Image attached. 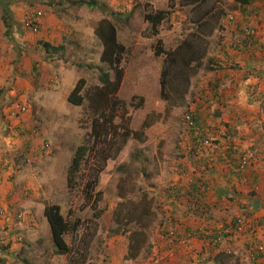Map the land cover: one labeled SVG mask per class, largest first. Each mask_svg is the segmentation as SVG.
<instances>
[{"label": "rangeland", "instance_id": "374dc122", "mask_svg": "<svg viewBox=\"0 0 264 264\" xmlns=\"http://www.w3.org/2000/svg\"><path fill=\"white\" fill-rule=\"evenodd\" d=\"M52 1V5H46L38 0H2L8 5L7 9L12 5L17 6L18 3L21 4V7L23 6L20 17L18 20H14L16 30L14 26L12 27L16 38L14 42L9 41L6 46L10 50L12 49L8 55L9 64L15 63L17 68L19 67L22 62H17V58L22 59L21 56L27 50L19 43L27 41H30V49L34 53L32 56L36 58V61L29 62L26 67L20 65L21 69L17 70L20 76L19 81L15 82L10 68L7 69L10 74L6 78L5 75L0 78V142L2 143L0 148L1 153H6L8 158L3 167H0L2 169L0 171V191L4 193L12 188L26 197L18 196L20 199L17 203H22L24 200L32 201L30 205L21 206V210L18 211L13 212L7 208V212L3 215L7 218H10L8 216L10 212L12 215H16L18 212L22 213V217L26 214L29 215L28 210L33 209L32 205L57 204L60 206L62 215L76 227L65 235V242L70 247V252L59 256L56 255L51 235L49 239L41 226H30L29 230L32 227L33 230L38 228L36 238H39L40 241L37 246L27 248L26 251L30 252H26L23 250L26 240L23 233L20 232L18 221H14V230L11 232L7 222L3 221V217L0 220V258L2 259L0 264L7 262L25 264L22 261L24 254L30 260L27 264H107L104 260L107 259V253L110 250L109 234L113 233L116 225L119 226L117 238L128 241V253H131L129 256L131 255V258L138 257V260L128 261L130 264H167L169 261H175L177 258H173L174 255L170 249L176 245L174 242H167L172 238L171 236L165 237V235L161 237L163 245L165 246L166 242L167 248L170 249H162V252L154 250L148 258L145 257L150 254L156 235L162 233L161 224L158 226L157 223L167 218V215L161 216L154 210L155 204L151 200L154 198L151 196L153 191L148 190L149 184L158 179L160 175L173 174L175 171V165L169 158L173 154L169 143H167L168 140L173 143V146L178 147L174 153L177 157H182L179 150L180 144H183V147L188 145L187 154L191 151L189 142L191 145L193 144L192 136L187 131L183 118L188 111L194 112L192 105L189 106L192 97L195 99L199 92L207 90V87H202V83L208 79L209 57L213 56L212 50L219 41L229 37L221 31L236 26L235 15L237 11L241 10L239 9L240 5L236 4L231 7L230 2L235 0H200L197 4L189 3L190 0H116L113 4L110 3V0H97L103 8L90 9L86 5L69 6L68 0ZM62 2L64 3L62 4ZM117 3L124 6L120 8L121 12L129 17L126 20L120 19L123 23V32L119 33V38L121 39L120 43L124 44L125 54L122 60L124 74L117 93L119 98L127 101L136 96L135 103L139 102L140 97H143L144 103L139 108L128 109L130 127L135 131V136L129 137L122 148L107 159L105 165L98 172L96 170L98 160L88 156L81 167L82 186L79 189L69 190L66 182L67 167L75 147L83 141L90 130V115H88L89 112H86L84 105L78 107L68 104L63 93L73 88V79L76 82L79 78H84L88 85L95 84V72L85 67H78L77 64L92 63L96 65L97 63L89 59L86 60L87 53H76L74 58L70 57L68 49L57 51L48 56L42 46L41 49L34 47L35 44L39 45L38 33L24 30L30 33L29 40H26L24 37L17 36L16 31L20 29L19 25H22L21 21L26 12L38 8L44 9L45 14L47 11V15L60 19L61 28L72 31L65 45L77 41L73 44L79 42L80 47L82 45L88 48L91 43L90 38L87 37V32L91 30L89 24L92 22L99 26L105 20V15L108 16L106 10L118 13ZM253 3L252 14L259 7L258 2L253 1ZM159 10L167 11V16L157 26V35L150 36L152 28L144 19V14L147 11L156 12ZM1 13L3 10L0 7ZM71 14L83 19L73 22ZM240 14L241 12H238L237 16L240 17ZM261 22L263 20L256 21V25H260ZM242 25L245 26V24ZM124 27L126 28L124 29ZM251 27L261 38L260 41H264V35H261L258 26L251 25ZM231 29L228 32H231ZM157 38L161 40L165 50H174L181 40L188 39L199 51L196 56L200 59L197 62H192L183 74V77L187 78V82L175 78L173 73L168 75L166 92L170 99L167 101L160 96L163 56H156L153 52V45ZM39 43L42 45L41 42ZM261 45L263 46L264 43ZM262 46L258 50L260 59L264 57ZM78 54L81 55L78 56ZM82 54H84L83 57H81ZM10 55H13L12 58ZM50 55L55 57L57 62H50L43 67V60H47ZM72 62L76 65L75 73L69 72L72 70ZM60 63L66 73L62 77L59 69ZM15 70L16 67H13V72ZM4 71V68L0 69V74ZM110 73L113 76V73ZM71 74L73 75L71 76ZM155 76L158 79V86L153 83ZM135 88H138V91ZM156 93H158L160 102L165 104V108L154 104ZM256 105L257 108L253 107L254 109L264 111L262 109L264 101L254 104V106ZM20 106H24L25 110H20ZM209 114L210 112L205 116L206 123H203V128L207 129L214 137V142L218 143L216 129L220 130L226 123L232 125L233 123L224 115H219V117L214 115L212 119ZM246 120L250 130L257 131L260 125L264 127V116L257 110L252 111V115L247 116ZM144 122H146L145 126ZM239 134L237 130L236 135L240 139ZM44 142H47L48 147L44 146ZM119 142V138L116 139V146ZM22 148L26 149L25 154L18 157L17 155L20 153L18 151ZM137 149L142 150V161L135 159V155L138 154ZM192 153L193 157L199 161L195 157H199L196 150L195 153ZM175 163L177 164L178 161ZM212 164L209 163L207 166H214ZM90 181L94 185L89 191L88 198L82 188L84 185L86 187ZM164 183L168 184L167 181ZM140 187H144L145 190L143 191ZM167 187L169 188V185ZM65 193L66 195H64ZM35 194L41 195L39 199H34ZM139 202L141 203L139 204ZM142 203L143 207H148L146 208L148 212L142 220L144 226L138 228L140 233L136 237L134 231L139 226L136 223V209H139ZM38 210L39 208H36V211ZM137 212L139 213V211ZM241 216L245 219L244 215ZM14 219L16 220V218ZM245 220H248L247 227H245V221V228L239 229L241 230L239 234L251 230L249 233L255 235L257 226L252 225V221H250L252 219L246 218ZM249 227L250 229L247 230ZM157 228L159 233L156 232ZM27 234L30 238L34 236V233ZM42 240H45L46 245L43 243L41 244L43 248H40ZM242 251L244 250L235 255L239 259L241 257L242 261L233 258L228 262L247 264L245 252Z\"/></svg>", "mask_w": 264, "mask_h": 264}, {"label": "crops", "instance_id": "0c3cea01", "mask_svg": "<svg viewBox=\"0 0 264 264\" xmlns=\"http://www.w3.org/2000/svg\"><path fill=\"white\" fill-rule=\"evenodd\" d=\"M253 1L258 2L259 4V7H257V11H255L254 14H252L251 11L252 4H254ZM113 2H116V0H110L111 4H113ZM230 4L231 7L236 6V4H238V6L240 5L239 9L241 10L237 11L235 15L236 26L221 31L224 35H229V37L219 41L216 47L212 50L213 56L209 57V60H211L212 63L211 65H213V63L221 64L215 68L213 66L214 69L208 68V79H203L204 83H202V87H207V90H205L206 92L212 89L211 87L213 85H218L219 90L212 89V92H217L216 102L209 106H205L202 102L203 92H199L195 99L192 97V102L189 103V106L192 105L194 112L201 117L200 121H203L204 124L206 123L205 116L210 112L209 115L212 119L214 118V115L218 117L219 115H224L230 119L233 125L226 123L223 128H220V130L216 129V132H218L216 137L221 149L216 150L215 155L218 157V160L213 162L212 165L214 166L212 167L205 165L202 157L195 156L199 161L193 157L194 154L192 153L193 150L190 142L189 148L191 151H189L188 154V145L183 147V144L179 143V150L182 157L175 156L174 153L178 150V147L173 146V143L168 140L167 143H169L170 150L173 154V156H170L169 158L171 163L175 165V171L173 174L158 175L159 177L156 179L157 181H152V185L149 184L150 187L148 188V190L153 191L151 192V196L154 198L151 200L155 204L154 210L161 214V216L167 215V218L162 219L157 223L158 226L161 224L160 228L162 229V233H159L158 228L156 229V232L159 233V235H156V238L153 241L154 245L152 250L149 252L150 254L145 255L146 258H148L154 250L162 252V249H170L167 248L168 245H166L165 241V246L163 245L161 237L162 235H165V237L171 236L173 239V241L170 239L167 242H174L176 245L175 247H172L170 251L172 250V254L174 255L173 258H177V260L169 261L167 264H215L213 257L220 251H227V253L232 254V258H230L232 261L233 258L239 259V257H235V255L241 252V250H244L242 252H245L244 254L246 257L245 259H247V264H264V253L258 256L255 261L250 258V248H252V243L257 241L264 244V127L260 125L257 131L250 130L247 125L248 121L246 120L247 116H251L252 111L256 110L264 116V111L261 112L258 111L259 109H254L257 108V105L254 106V104L264 101V57L260 59L258 51L261 49V44H263L264 41L243 49H239L238 45L239 40L243 39L242 34H239L241 26H244L242 24H245V26H258V29L262 33L261 35H264V0H252L249 4L242 3L241 0H235L231 1ZM20 5L21 4L18 3L17 6H9V10L7 9L8 5L0 0V7L3 10V13L0 14V69L4 68L5 70L0 74V78L4 75L6 78L10 73H13L15 82L20 80V76L18 75L19 71H17L21 69L20 65L22 64V67H26L29 62L36 61V58L32 56L34 53L31 52L30 41H27L26 43L23 41L24 43H19V45L27 50H25L24 54L21 56L22 59L17 58V62H22L18 67L19 69L17 68V64H9L8 62V55L12 49L10 50V48L6 46L9 41L14 42V39L16 38L15 33L12 31V27L14 26V29L16 30L14 20H18L20 13L23 11V6L21 7ZM19 6L22 10L21 8L20 10L18 9ZM117 6L119 14L115 11L114 13L106 10L108 16L105 15L104 18L113 23L116 29L117 39L120 41L119 33L123 32V23L120 19L124 18L126 20L129 17L124 12H121L120 8L124 7L121 3H117ZM238 12H241L240 17L237 16ZM47 14L46 11L45 16L41 19L40 31L38 33L39 45V42H45L57 46V51L68 49L67 51H70L71 54L70 57L73 58L76 53H87L88 57L86 60L89 59L95 61L97 63L96 65L106 68V65L100 61L103 44L97 33V23L95 24L91 22V24H89L91 30L90 32H87V37L90 38L91 43L88 45V48L83 47L82 45L80 47L79 42L73 44V42L77 41L65 45V42L66 40H69L68 37L72 31L61 28L62 22L60 19ZM70 17L73 22L78 19H83L75 14H71ZM262 20L263 22H261L260 25H256V21ZM253 22L255 23L252 24ZM19 27L20 29H17L16 31L17 36L29 40L30 33L24 31L26 29L22 25H19ZM125 28L126 27H124V29ZM229 29L232 31L228 32ZM63 36H65V38H63ZM260 39L261 38H259V40ZM39 45L35 44L34 47L41 49L42 45ZM263 48L264 45L262 46V49ZM45 54L49 56V54L52 53L47 52ZM80 55L81 54H78V56ZM12 56L13 55H10L11 58ZM83 56L84 54H82L81 57ZM15 61L16 59L14 62ZM43 61L42 66L44 67L50 62L56 63L57 59L50 55L47 60ZM72 64V70L69 71L71 73L75 71L74 68L76 67L74 62H72ZM13 67H16L14 72ZM8 68H10V73H8ZM59 69L61 70V77L64 76L66 73L63 70L62 63H60ZM45 70H47V68H45ZM72 75L73 74H71V76ZM110 78L113 79L111 73ZM153 83L158 86V79L156 76L154 77ZM74 84L75 80L73 79L72 86H74ZM224 87L227 88L224 89ZM71 89L72 88L63 93L65 101H67V96ZM135 89L138 91V88ZM60 92L61 90L59 93ZM212 92H208V94L212 95ZM157 95L158 93L155 95L154 104L165 108V104L160 102ZM67 103L70 104L68 101ZM201 103L204 105L201 106ZM262 109L264 108L262 107ZM237 130L240 133V139L236 135ZM0 144L2 143L0 142ZM229 144L235 147L233 152L234 155L236 153L237 155L241 154L243 156L244 154H247L249 156V164L247 167L242 168L240 175L237 173L235 174L236 169L234 165H230L229 162L223 160L220 155L223 148ZM25 151L26 149L22 148L18 151L20 153L17 156H23ZM1 152L0 148V167H3V164H5V161H8V158L6 157V153ZM136 152L138 154L135 155V159L142 161V150L137 149ZM176 161H178L177 164L175 163ZM202 164L204 166H202ZM192 165H194V167H192ZM1 170L2 169L0 168V171ZM166 181L168 182L167 185H169V188L164 183ZM140 188L143 191L145 190L144 187ZM19 193L20 192L13 190L12 188L10 191L8 190L4 193L0 191V198L5 209L4 213L0 214V216H2L0 217V220L4 217L3 221L7 222L11 232L14 230V221H18V226L21 229L20 232L23 233L24 239L26 240L23 247V250L26 251L27 248L37 246L40 241L39 238H36V231L38 228H34L33 230V227L41 226L49 239L51 234L48 221L44 215L45 206L32 205L33 209H27L29 215L26 214V216L24 215V217H22L21 213L20 218L12 215L10 211L8 215L10 218L3 216L7 212V208L14 212L21 210V206L25 207L26 204L30 205V202H32L31 200H24L22 203H17L20 199L19 197L26 198L23 197L22 193H20V196ZM64 195H66V193ZM39 196L41 195L35 194L34 199H39ZM3 201H5V203H3ZM36 208H39V210L36 211ZM239 215H244L245 217L252 219L250 221H258V224L256 225L257 233H255V235L249 233L251 230L244 233L241 232V235L239 234V231H234L232 235H229L222 240L218 246H213L206 239L197 237L193 231L199 227H208L209 229L216 228L217 231L221 230L223 226H226L225 223L232 226L233 224L231 222H233V219ZM14 218H16V220ZM30 226H33L31 230H29ZM111 226L112 224L110 227ZM118 229L119 226L116 225L113 233L109 234V239L111 241H108V245L110 250H108V257L104 262L107 264H130L129 262H131V260H138V257L126 258L128 255V241H126V239L123 240L117 238V235H119ZM249 229L250 227L247 230ZM227 230H229L228 227L226 230L223 228L224 232H227ZM27 233H34V236L30 238ZM226 234H228V232ZM44 241L45 240L41 241L40 248H43V245L41 244H43ZM44 245H46V243H44ZM11 249L13 250L12 246ZM65 254L66 253H56V255L59 256ZM117 260H120V262H117ZM239 260L242 261L241 257ZM22 261L25 264L30 262L29 257L25 256V254L22 257ZM227 264H241V262H227Z\"/></svg>", "mask_w": 264, "mask_h": 264}, {"label": "trees", "instance_id": "16d2710c", "mask_svg": "<svg viewBox=\"0 0 264 264\" xmlns=\"http://www.w3.org/2000/svg\"><path fill=\"white\" fill-rule=\"evenodd\" d=\"M38 1L46 5L53 4L52 0ZM241 1L242 3L249 4L252 0ZM67 2L68 5H86L90 9L94 7L103 8V6L100 5L97 0H68ZM198 2H200V0H190L189 3L197 4ZM167 13V11L159 10L156 12L147 11L144 14V19L150 24L152 28V33H149L150 36L157 35V26L163 19L166 18ZM252 29L255 30L253 27H251V25L240 28L241 31L239 34H242L243 39L239 40L238 42L239 49L261 43L258 35L254 33V31L253 34H250V30ZM97 33L103 44L100 61L106 65V68L92 63L77 64L78 67H85L87 69L93 70L96 74L95 82L97 83L94 82L95 84L88 85L84 78H79L67 96V101L70 104L78 107L84 105L86 112H89L88 115H90V130L83 138V141L75 147L71 161L67 167L66 182L69 190L79 189L82 186L83 178L81 175V167L87 160L88 156L98 160L96 169L98 172L100 168L105 165L107 159H109L122 148L123 144L129 137L135 136V131L130 127L128 109L139 108L144 103L143 97H140L139 102L135 103L134 100L136 96L131 97L129 101L121 99L118 96L117 92L124 74L122 60L124 59L125 47L117 39L116 29L113 23L109 20H103L97 28ZM42 46L47 52L55 53L58 50L57 46L50 45L49 43L43 42ZM153 52L156 56H163L160 77V96L162 99L167 101L170 99L169 94L166 92L168 75L173 73L175 78H180L187 82V78L183 77V74L189 68L192 62H197L200 59L196 56L199 51L195 49L193 42L188 39L181 40L180 44L174 50H165L162 46L161 40L157 38L155 40V44L153 45ZM211 64V60H209L208 68L214 69L215 67L220 66L221 63H213V65ZM110 72L113 73V79L110 78ZM211 88L214 90H219L217 84L213 85ZM212 89L202 93V102L205 104V106H209L216 102L217 92H212ZM208 92H212V95H209ZM178 93L180 94V91H178ZM204 104L201 103V106ZM188 113H190V111H188ZM192 113L197 118V120H201V117L197 115V113ZM145 124L146 122H144V126ZM201 126H204L203 121L201 122ZM118 138L120 142L116 146V139ZM192 141V150L194 152L196 146L195 139L192 138ZM225 151L222 150L221 153ZM233 152L226 153V160L230 165L236 166L235 174L237 173L240 175L242 172V168H240V160L242 155H237L236 153L234 155ZM202 160L205 165H208L207 157L205 155H202ZM86 185V187L84 185L82 191L84 192L85 196H88L89 198V191L92 189L94 183L90 181ZM140 203L141 202H139V204ZM142 205L143 203L140 205L139 209H136V223L139 225L134 231L136 237L140 233L138 228L144 226L142 220L145 218L146 213L148 212V209H146L148 207H143ZM134 210H132V212H135ZM137 211H139V213ZM69 212L70 209L68 213ZM44 215L49 224L51 240L56 253H69L70 247L65 242V235L75 229V224H72L66 217L62 215L60 206L57 204H46L44 207ZM246 218L247 217H245V219ZM247 221L248 220H246V222ZM231 223L233 224L232 226L228 225V223H225L226 226H223L225 230L228 227V234H226L227 232L223 231V228L217 231L216 228L209 229L208 227H199L193 231L197 237L206 239L213 246H218L222 240H224L229 235H232L234 231H241L238 229L239 226L237 217L234 218L233 222ZM257 224L258 221H252V225ZM262 253H264V244L254 241V243H252V248H250V258L255 261L256 258ZM129 254L131 253H128L126 258L131 256H129ZM231 256L232 254L227 253V251H220L215 254L213 260L215 264H227L230 258H232ZM1 262L2 259L0 258V263Z\"/></svg>", "mask_w": 264, "mask_h": 264}, {"label": "built area", "instance_id": "2783aa9c", "mask_svg": "<svg viewBox=\"0 0 264 264\" xmlns=\"http://www.w3.org/2000/svg\"><path fill=\"white\" fill-rule=\"evenodd\" d=\"M44 15H45V12L43 11V9L30 10L22 18V26L26 30L30 31L31 33H38L40 30L41 19ZM253 31L254 33H256L255 30L252 29L250 30V34H253ZM20 110L24 111L25 107L20 106ZM183 120H184V124L186 128L189 131V134L192 136L193 139H195L196 146L194 149V153L196 150L199 157H202V155H205L207 157L208 164L213 163L214 161L218 160V157L215 154H216V150L221 149V147H219L218 143L214 142L215 141L214 137L207 131V129H204L203 126H201L200 121L197 120L194 114L192 112L190 113L187 112ZM44 146L48 147L47 142H44ZM234 150H235V147L233 145L231 144L226 145L223 148V151L225 152L220 153L222 159L227 161L226 153H232ZM247 164H248V155H243L240 160V168L246 167ZM234 167L236 169V166ZM4 210L5 209L2 206L1 201H0V214H3ZM20 217H21V214L19 213L17 215V218H20ZM237 218H238L239 228L244 227L246 220L243 218V216L239 215L237 216ZM245 227H247V222H246ZM6 264H12V263L8 262Z\"/></svg>", "mask_w": 264, "mask_h": 264}, {"label": "clouds", "instance_id": "9594fccd", "mask_svg": "<svg viewBox=\"0 0 264 264\" xmlns=\"http://www.w3.org/2000/svg\"><path fill=\"white\" fill-rule=\"evenodd\" d=\"M228 16H231V15H228ZM229 18V17H228ZM76 83V82H75ZM201 123V122H200ZM244 155H247V154H244ZM248 163H249V156H248ZM0 201H1V198H0ZM1 204H2V201H1ZM2 206H3V204H2ZM4 207V206H3ZM18 214H19V212H18ZM18 214H16L15 216L17 217V215ZM21 214V213H20ZM8 263V262H7ZM6 264V263H5ZM13 264V263H12Z\"/></svg>", "mask_w": 264, "mask_h": 264}]
</instances>
